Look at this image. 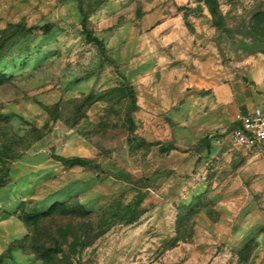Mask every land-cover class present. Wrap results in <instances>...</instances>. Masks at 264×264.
<instances>
[{"label": "rangeland", "instance_id": "374dc122", "mask_svg": "<svg viewBox=\"0 0 264 264\" xmlns=\"http://www.w3.org/2000/svg\"><path fill=\"white\" fill-rule=\"evenodd\" d=\"M263 98L264 0H0V264H264Z\"/></svg>", "mask_w": 264, "mask_h": 264}, {"label": "built area", "instance_id": "2783aa9c", "mask_svg": "<svg viewBox=\"0 0 264 264\" xmlns=\"http://www.w3.org/2000/svg\"><path fill=\"white\" fill-rule=\"evenodd\" d=\"M236 128L231 132V142L245 148L264 147V110L255 108L250 113L240 116Z\"/></svg>", "mask_w": 264, "mask_h": 264}, {"label": "trees", "instance_id": "16d2710c", "mask_svg": "<svg viewBox=\"0 0 264 264\" xmlns=\"http://www.w3.org/2000/svg\"><path fill=\"white\" fill-rule=\"evenodd\" d=\"M82 29H83V34L85 36V39L88 43H93L94 45L98 47L103 46L102 41L98 39L97 37H95L92 31H90V29L88 28V19L85 16H84L83 23H82ZM44 30L45 32H49L50 26H46ZM123 88H124L126 95L131 100H134L136 98L135 93L130 86L124 85ZM131 128H133V125H131ZM61 162L68 166L90 169L92 171H95L96 173L102 172L101 169L93 167L90 162H88L87 160L83 158L62 159Z\"/></svg>", "mask_w": 264, "mask_h": 264}, {"label": "crops", "instance_id": "0c3cea01", "mask_svg": "<svg viewBox=\"0 0 264 264\" xmlns=\"http://www.w3.org/2000/svg\"><path fill=\"white\" fill-rule=\"evenodd\" d=\"M258 107L264 109V98L258 102V105H256V106H254L253 108H251V109L247 112V114L250 113L251 111H253L255 108H258ZM234 124L237 125L236 122H235Z\"/></svg>", "mask_w": 264, "mask_h": 264}]
</instances>
